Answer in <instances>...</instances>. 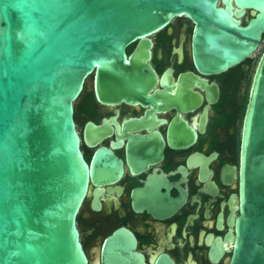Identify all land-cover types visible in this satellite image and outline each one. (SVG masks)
<instances>
[{"label":"water","instance_id":"1","mask_svg":"<svg viewBox=\"0 0 264 264\" xmlns=\"http://www.w3.org/2000/svg\"><path fill=\"white\" fill-rule=\"evenodd\" d=\"M218 2L0 0V264H88L77 217L91 167L74 102L92 75L102 102L151 99L149 35L177 15L195 22L202 71L240 64L263 42L264 0H234L236 10ZM244 8L255 13L246 24ZM236 209L229 264H264V50L243 119Z\"/></svg>","mask_w":264,"mask_h":264},{"label":"flooded vegetation","instance_id":"2","mask_svg":"<svg viewBox=\"0 0 264 264\" xmlns=\"http://www.w3.org/2000/svg\"><path fill=\"white\" fill-rule=\"evenodd\" d=\"M243 10L246 24L255 13ZM194 26L182 14L149 35L151 99L102 102L92 75L74 102L91 167L77 217L88 264L230 263L243 119L264 33L250 57L208 73L194 58Z\"/></svg>","mask_w":264,"mask_h":264},{"label":"rangeland","instance_id":"3","mask_svg":"<svg viewBox=\"0 0 264 264\" xmlns=\"http://www.w3.org/2000/svg\"><path fill=\"white\" fill-rule=\"evenodd\" d=\"M263 48H264V45H262L260 47L259 51L256 53L255 59H257L259 57V55H260L261 51L263 50Z\"/></svg>","mask_w":264,"mask_h":264},{"label":"trees","instance_id":"4","mask_svg":"<svg viewBox=\"0 0 264 264\" xmlns=\"http://www.w3.org/2000/svg\"><path fill=\"white\" fill-rule=\"evenodd\" d=\"M245 103H246V99H244V102L242 104V109H244Z\"/></svg>","mask_w":264,"mask_h":264}]
</instances>
